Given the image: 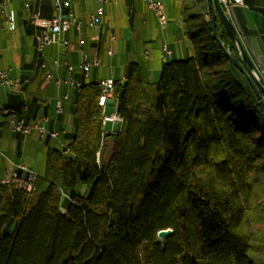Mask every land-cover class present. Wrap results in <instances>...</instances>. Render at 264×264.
<instances>
[{
    "label": "trees",
    "instance_id": "trees-1",
    "mask_svg": "<svg viewBox=\"0 0 264 264\" xmlns=\"http://www.w3.org/2000/svg\"><path fill=\"white\" fill-rule=\"evenodd\" d=\"M184 11L193 53L113 79L114 131L83 81L33 189L0 182V264H264V116L206 0Z\"/></svg>",
    "mask_w": 264,
    "mask_h": 264
},
{
    "label": "crops",
    "instance_id": "crops-1",
    "mask_svg": "<svg viewBox=\"0 0 264 264\" xmlns=\"http://www.w3.org/2000/svg\"><path fill=\"white\" fill-rule=\"evenodd\" d=\"M5 0L0 10V67L10 68V76L16 85H0V109L11 105L26 121L33 122L43 117V126L55 130L56 136L40 135L37 130L27 134L11 132L8 116L0 112V180L10 163L21 162L37 174L43 172L44 157L49 147L63 150L72 131V107L78 87L64 80L71 76L83 81H98L102 78L122 80L132 62L140 65L146 80L158 78L164 61L161 47L166 44L171 49L168 58H185L193 53L190 39L186 36L183 20L187 0H161L167 23L160 28L156 15L143 0H70L61 1L60 15L68 9L80 21L78 28L71 24L62 31L61 37L73 43L65 47L51 42L41 50L35 47L36 28L30 19L34 11L39 12V23H44L58 12L53 0ZM98 5L103 7L94 25H88L91 13H96ZM8 13L14 22L12 30L1 25V19ZM229 17L239 37L252 59L259 76L264 81V0H241L234 3ZM81 40V42H79ZM108 48L111 53H108ZM83 54L92 64L86 75L79 64ZM57 59L59 64L54 63ZM44 62L45 66H41ZM66 64L72 66L70 72ZM50 72L52 79L46 78ZM62 81L55 83V79ZM63 94L67 97L63 98ZM62 99L61 110L56 109V100ZM116 108L115 99L107 98L103 112L110 114ZM109 123V131H114L119 122Z\"/></svg>",
    "mask_w": 264,
    "mask_h": 264
},
{
    "label": "built area",
    "instance_id": "built-area-1",
    "mask_svg": "<svg viewBox=\"0 0 264 264\" xmlns=\"http://www.w3.org/2000/svg\"><path fill=\"white\" fill-rule=\"evenodd\" d=\"M70 0H65V4H68ZM225 4L226 12L229 15V12L232 9V5L234 3H240L241 0H221ZM5 6V0H0V10L4 8ZM53 6L58 12L56 15H53L49 18L48 21L44 23H39V12L34 11L32 13V17L30 19L31 23L36 28V31L34 33V41H35V47L37 50H41L44 45L49 44L51 42H57L62 44L65 47H72L73 43L69 42L67 39L61 37L62 31L67 30L71 24H74L77 28L79 26V19L73 15L70 9L66 12L65 15H60L59 12L61 11V1L60 0H53ZM24 7H28V1H24ZM147 7L154 11L157 22L160 26V28H164L166 26L167 22H162V13L164 12V5L161 0H147ZM103 10V7L101 5H98L96 8V13H91L88 18V25L92 26L95 23V20L97 18V15L101 13ZM1 25L8 30H12L14 28V22L10 18L8 13H5L1 19ZM81 42V40L79 41ZM108 53H111V49L108 48ZM171 55V49L167 47L166 44H163L161 47V59L163 61H167L168 58ZM55 64H59L57 59H54ZM94 64H98L97 60H94L93 62H90L86 59V55L83 54L82 60L79 64V67L81 68L84 75H86L89 71L90 66ZM41 66H45L44 62L41 63ZM72 70V66L70 65V70H67L70 72ZM46 78L52 79L51 73H46ZM62 80L59 78L55 79V83H60ZM64 82L70 83L72 85H75L79 87L80 81H77L73 79L71 76L67 77ZM0 85L7 86V87H13L16 85L13 78L10 76V68H2L0 67ZM98 89L100 90V95L98 99V104L100 107L105 106V101L107 98H114L113 94V79L111 78H102L97 81ZM63 98H66L67 95L63 94ZM115 99V98H114ZM61 102L62 99L58 98L56 100V109L57 111L61 110ZM116 103V102H115ZM7 106V105H6ZM5 107V106H4ZM43 120L44 118H38L37 120L33 122H26L23 118L22 119H14L13 115L8 116V127L11 132L21 133V134H27L31 132L32 130H37L40 135L47 134L49 136H56L55 130H47L43 126ZM105 121H111L114 122H121L120 115L114 111H112L110 114L107 115L105 119L102 120V123L104 125ZM37 173L31 169H29L27 166H25L23 163H10V165L5 170V175L1 178L0 182L11 184L15 187H18L20 189H23L27 192L31 191L33 189L35 180L37 178Z\"/></svg>",
    "mask_w": 264,
    "mask_h": 264
},
{
    "label": "water",
    "instance_id": "water-1",
    "mask_svg": "<svg viewBox=\"0 0 264 264\" xmlns=\"http://www.w3.org/2000/svg\"><path fill=\"white\" fill-rule=\"evenodd\" d=\"M206 2L211 21V33L213 38L218 43L224 55L228 58L231 64H233L249 82L264 116V81L259 76L252 59L246 51L239 34L234 27V24L226 12L225 4L221 0H206ZM216 17L220 19L223 28L231 39L237 51V57L231 54V52L220 40L216 30ZM171 232V228H162L156 232V235L158 238L164 239L166 236L170 235Z\"/></svg>",
    "mask_w": 264,
    "mask_h": 264
},
{
    "label": "bare ground",
    "instance_id": "bare-ground-1",
    "mask_svg": "<svg viewBox=\"0 0 264 264\" xmlns=\"http://www.w3.org/2000/svg\"><path fill=\"white\" fill-rule=\"evenodd\" d=\"M143 1L147 6V0H143ZM162 22H167V17H166L165 12L162 13ZM65 66H66L67 70H70V64H66ZM100 108L102 109V112H103L104 107H100ZM0 112L4 115H7V116L13 115L14 119H22V117L17 113L16 108L11 106V105L1 107ZM106 117H107V115L104 114L103 119H105Z\"/></svg>",
    "mask_w": 264,
    "mask_h": 264
},
{
    "label": "rangeland",
    "instance_id": "rangeland-1",
    "mask_svg": "<svg viewBox=\"0 0 264 264\" xmlns=\"http://www.w3.org/2000/svg\"><path fill=\"white\" fill-rule=\"evenodd\" d=\"M104 129H105V130H108V129H109V123H108V122H107L106 125H104Z\"/></svg>",
    "mask_w": 264,
    "mask_h": 264
}]
</instances>
